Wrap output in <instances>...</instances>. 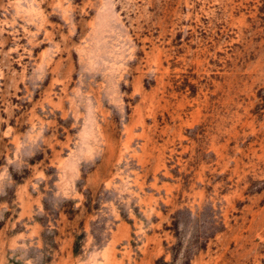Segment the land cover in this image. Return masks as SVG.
Segmentation results:
<instances>
[{"label":"rangeland","instance_id":"1","mask_svg":"<svg viewBox=\"0 0 264 264\" xmlns=\"http://www.w3.org/2000/svg\"><path fill=\"white\" fill-rule=\"evenodd\" d=\"M0 264H264V0H0Z\"/></svg>","mask_w":264,"mask_h":264}]
</instances>
